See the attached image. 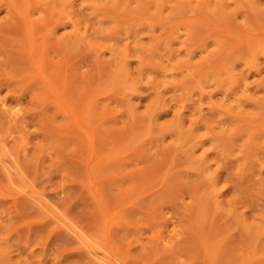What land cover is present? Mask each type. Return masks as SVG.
Listing matches in <instances>:
<instances>
[{
  "label": "rangeland",
  "instance_id": "rangeland-1",
  "mask_svg": "<svg viewBox=\"0 0 264 264\" xmlns=\"http://www.w3.org/2000/svg\"><path fill=\"white\" fill-rule=\"evenodd\" d=\"M0 141V264H264V0H0Z\"/></svg>",
  "mask_w": 264,
  "mask_h": 264
},
{
  "label": "bare ground",
  "instance_id": "bare-ground-1",
  "mask_svg": "<svg viewBox=\"0 0 264 264\" xmlns=\"http://www.w3.org/2000/svg\"><path fill=\"white\" fill-rule=\"evenodd\" d=\"M20 7V6H19ZM33 40V39H32ZM32 44V43H31ZM3 103V102H1ZM3 106V105H2ZM14 113V112H13ZM2 139V138H1ZM1 142V141H0ZM22 148V147H21ZM2 149V148H1ZM6 149V148H5ZM8 149V148H7ZM22 150V149H21ZM10 152V151H9ZM1 159V158H0ZM5 160H3L4 162ZM7 161V160H6ZM3 162L0 161V163L2 164ZM9 162V161H8ZM6 164V163H5ZM2 166H5L4 164ZM13 167V171L15 172L14 174L18 173L15 166L12 165ZM5 167H9V166H5ZM11 167V166H10ZM8 169V168H7ZM10 169V168H9ZM11 170V169H10ZM4 171V170H3ZM9 171V170H8ZM19 175V174H18ZM23 175V174H22ZM21 177V175H20ZM23 179V178H22ZM28 180V179H27ZM19 181V180H18ZM17 181V183H18ZM21 182V181H20ZM24 182V181H23ZM27 184V183H26ZM29 186V185H28ZM19 187V186H17ZM22 189V188H21ZM32 191V190H31ZM33 195V194H32ZM31 196V195H30ZM37 198V197H36ZM35 200V199H34ZM44 214V213H43ZM49 215V214H48ZM57 218V217H56ZM60 219V218H59ZM58 219V220H59ZM60 222V221H59ZM71 229V231L73 232V235L76 236L79 241L81 242V244L83 245V247L88 251V253H90V255H92L93 257H95L97 260H99V262H101L102 264H110L108 259V256L106 255V251H101L100 247H96L95 245H93L92 239L90 237H88V235L84 234L82 231L77 230L76 228L74 229L73 227H69ZM71 232V233H72ZM97 262V261H96Z\"/></svg>",
  "mask_w": 264,
  "mask_h": 264
}]
</instances>
